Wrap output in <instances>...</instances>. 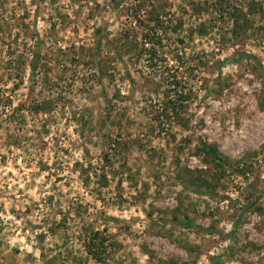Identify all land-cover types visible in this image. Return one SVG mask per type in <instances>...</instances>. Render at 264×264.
Wrapping results in <instances>:
<instances>
[{"label":"rangeland","instance_id":"374dc122","mask_svg":"<svg viewBox=\"0 0 264 264\" xmlns=\"http://www.w3.org/2000/svg\"><path fill=\"white\" fill-rule=\"evenodd\" d=\"M0 264H264V0H0Z\"/></svg>","mask_w":264,"mask_h":264},{"label":"trees","instance_id":"16d2710c","mask_svg":"<svg viewBox=\"0 0 264 264\" xmlns=\"http://www.w3.org/2000/svg\"><path fill=\"white\" fill-rule=\"evenodd\" d=\"M144 21V20H141ZM159 21V20H158ZM239 23V17L238 15L235 16V29L233 30L234 34L239 35L241 31L246 29L245 24H238ZM161 25V24H160ZM144 26L149 27L147 28V31L142 34V40H139L138 37H133L129 38L127 36V40H125L122 44V49L126 50L129 54H135L139 60L145 61L148 66H150L152 69L153 67L157 66L159 62H161L160 55L158 52V47L162 44V35L160 34V27L159 24H156L154 22V25L150 23H145ZM163 26V24H162ZM241 29V31H239ZM249 57H253L257 59L255 55H249ZM240 58H235L234 61H238ZM31 67L33 69V73L36 71V63L31 64ZM179 100L182 101L180 102L181 106H183V101L186 100V97L184 94L180 93L179 95ZM170 105L173 103L172 101H169ZM38 110V109H37ZM173 114H175V117H180L179 113V107H176L173 105ZM172 118L171 115H168V119ZM205 154H208L213 157V159L220 157L219 151L217 146L215 145H207L204 144L203 149L201 150ZM207 183V182H206ZM99 232H94L95 237H90V242L93 243L95 247V238L96 236H99ZM101 243L104 245V240H101ZM93 248L89 249V252L97 259L98 261L100 260V257L98 256L96 250H92ZM95 251V252H94Z\"/></svg>","mask_w":264,"mask_h":264}]
</instances>
